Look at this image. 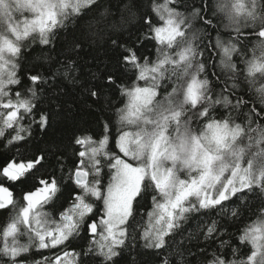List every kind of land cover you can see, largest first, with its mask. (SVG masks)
Here are the masks:
<instances>
[{"label": "snow or ice", "instance_id": "1", "mask_svg": "<svg viewBox=\"0 0 264 264\" xmlns=\"http://www.w3.org/2000/svg\"><path fill=\"white\" fill-rule=\"evenodd\" d=\"M0 146V264H264V0H0Z\"/></svg>", "mask_w": 264, "mask_h": 264}, {"label": "trees", "instance_id": "2", "mask_svg": "<svg viewBox=\"0 0 264 264\" xmlns=\"http://www.w3.org/2000/svg\"><path fill=\"white\" fill-rule=\"evenodd\" d=\"M5 153H6V150L2 146H0V164H2L4 162V160L6 159V154ZM41 171H43V170H41ZM37 175H39V173H37ZM31 183L32 182L29 181L28 185L18 187L15 190V195H16L17 199L20 198V194H21L22 188L23 187H30L31 186ZM150 206L151 205L149 203L148 208H150ZM48 211L51 212L52 209H48ZM6 219H7V213L0 212V228H2L5 225ZM144 219H145V221H147V217L146 216L144 217ZM77 243L78 242H74L73 245H72V247H75ZM77 250H78V248H77ZM46 254H48V253L46 252Z\"/></svg>", "mask_w": 264, "mask_h": 264}]
</instances>
